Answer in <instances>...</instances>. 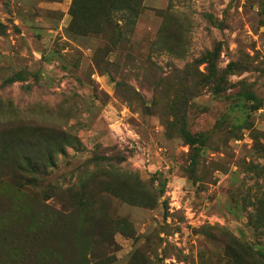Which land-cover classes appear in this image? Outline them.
I'll use <instances>...</instances> for the list:
<instances>
[{
    "label": "rangeland",
    "instance_id": "obj_1",
    "mask_svg": "<svg viewBox=\"0 0 264 264\" xmlns=\"http://www.w3.org/2000/svg\"><path fill=\"white\" fill-rule=\"evenodd\" d=\"M136 2L0 0V264H264V0Z\"/></svg>",
    "mask_w": 264,
    "mask_h": 264
},
{
    "label": "trees",
    "instance_id": "obj_2",
    "mask_svg": "<svg viewBox=\"0 0 264 264\" xmlns=\"http://www.w3.org/2000/svg\"><path fill=\"white\" fill-rule=\"evenodd\" d=\"M129 1H130V3H132V2L135 3L133 10H136V9L138 10V2H136V0H129ZM130 10H132V9L130 8Z\"/></svg>",
    "mask_w": 264,
    "mask_h": 264
}]
</instances>
